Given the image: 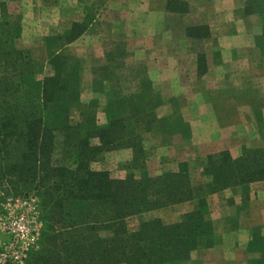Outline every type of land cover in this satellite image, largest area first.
I'll return each mask as SVG.
<instances>
[{
  "label": "trees",
  "instance_id": "16d2710c",
  "mask_svg": "<svg viewBox=\"0 0 264 264\" xmlns=\"http://www.w3.org/2000/svg\"><path fill=\"white\" fill-rule=\"evenodd\" d=\"M189 8L181 0L166 3L168 12L187 14ZM244 13L260 18L261 34L256 40L264 53V0H245ZM86 27L73 23L64 36L49 38L51 45L63 44L61 51L50 54L52 73L40 79L43 64L18 48L22 26L0 0V209L9 196L34 193L40 199L44 227L39 247L29 253L26 264L188 262L201 247L220 243L209 219L208 197L241 189L248 201L250 185L264 182V148L244 147L237 158L228 150L207 155L202 166L207 182L201 185L193 184L188 162L150 176L144 139L132 129L140 123L150 132L159 121L144 95L110 102L107 109L121 116L111 117L105 125L92 113L73 123L74 108L81 103L82 76L64 49ZM208 31L206 26H192L187 35L202 38ZM198 64L199 75L205 74L204 55ZM102 84L96 82V87ZM59 135L73 166L54 159ZM121 149L133 152V169L125 178L92 168L105 153ZM184 203L194 207L179 222L152 218L143 220L134 232L128 229L127 221L133 216ZM247 255L246 264H264V227L251 230Z\"/></svg>",
  "mask_w": 264,
  "mask_h": 264
},
{
  "label": "rangeland",
  "instance_id": "374dc122",
  "mask_svg": "<svg viewBox=\"0 0 264 264\" xmlns=\"http://www.w3.org/2000/svg\"><path fill=\"white\" fill-rule=\"evenodd\" d=\"M2 1L22 26L18 48L29 51L44 66L40 79L52 73L50 54L61 51L63 44L51 45L49 38L64 36L73 23L88 26L64 49L70 62L79 65L82 76L81 103L74 108L73 123L82 122L85 114L92 113L100 125H105L111 117L121 116L107 109L110 102L144 95L149 111L159 121L153 123L150 132L140 123L133 124L132 129L144 139L150 176L176 170L180 162H188L193 184L206 183L202 176L205 154L218 153L225 147L212 133V117H218L223 128L234 126L241 136L240 142L228 137L225 144L233 157L240 156L244 147L264 148V53L256 40L262 24L256 15L245 17V0H181L190 5L187 14L168 12V0ZM192 26H206L209 31L202 38H189L188 28ZM201 55L207 66L203 75H199ZM96 82L103 84L96 87ZM188 119H193L194 124ZM201 121L206 128L199 139L205 143L200 146L193 129ZM213 141L214 146H206ZM62 144L59 135L54 159L58 164L73 166ZM132 160V150L121 149L105 153L92 168L125 178L133 169ZM242 194L241 189H236L208 197L216 240H223L227 217L238 212ZM36 195L26 196L37 199L31 218L34 239L29 241L28 255L38 249L44 227ZM24 198H7L0 209V223L24 208L17 201ZM193 207L192 203H184L133 216L127 221L128 229L134 232L143 220L152 218L174 224ZM8 240L9 236L0 230V259ZM217 249L219 244L201 247L183 264H228L226 258L231 253L227 256L226 251ZM232 261L231 264H242L237 259Z\"/></svg>",
  "mask_w": 264,
  "mask_h": 264
},
{
  "label": "crops",
  "instance_id": "0c3cea01",
  "mask_svg": "<svg viewBox=\"0 0 264 264\" xmlns=\"http://www.w3.org/2000/svg\"><path fill=\"white\" fill-rule=\"evenodd\" d=\"M211 107H213L212 104ZM212 118V133H215L217 140L221 144H223V146H225L223 147V149H218L217 152L227 149V146L225 144L227 143V139H229L228 137H231L234 142L241 141V136L236 133L237 131L235 130L234 126L229 128H223L219 125L220 120L218 117ZM188 121H191L193 123L194 120L188 119ZM205 124V122L201 121V125L197 126L199 128L194 127L193 129V135L195 137L196 144L200 143L199 139H201V136L205 132L202 131V129L205 130L206 128H203ZM214 142L215 141L208 143V145H204L214 146ZM202 143L205 142L202 140L200 146L202 145ZM212 153H216V151L207 152L205 155H209ZM240 200L241 211L235 212L233 216L227 217L228 223L226 224L225 230L223 231L224 233L222 234L223 240L219 243V249H217V252H221L223 250L226 251L227 256L228 253L232 254H230L231 257L226 258L228 264H231L230 261L234 262L232 261L234 259H237V261L240 260L242 264L247 263V256L245 257V254L247 255V245L251 238V230L254 227H264V182H257L251 184L249 200L245 201V199H243V196L240 198Z\"/></svg>",
  "mask_w": 264,
  "mask_h": 264
},
{
  "label": "built area",
  "instance_id": "2783aa9c",
  "mask_svg": "<svg viewBox=\"0 0 264 264\" xmlns=\"http://www.w3.org/2000/svg\"><path fill=\"white\" fill-rule=\"evenodd\" d=\"M17 201L21 202L24 208L0 223V230L9 236L8 244L1 255V264H23L30 249L29 241L32 242L34 239L31 218L35 212L37 199L30 196Z\"/></svg>",
  "mask_w": 264,
  "mask_h": 264
}]
</instances>
